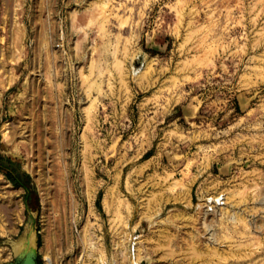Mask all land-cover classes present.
Listing matches in <instances>:
<instances>
[{"label":"rangeland","instance_id":"rangeland-1","mask_svg":"<svg viewBox=\"0 0 264 264\" xmlns=\"http://www.w3.org/2000/svg\"><path fill=\"white\" fill-rule=\"evenodd\" d=\"M0 165V264H264V0H0Z\"/></svg>","mask_w":264,"mask_h":264},{"label":"bare ground","instance_id":"bare-ground-1","mask_svg":"<svg viewBox=\"0 0 264 264\" xmlns=\"http://www.w3.org/2000/svg\"><path fill=\"white\" fill-rule=\"evenodd\" d=\"M23 131H24V128L22 127V126H20V128H19V130H18V135H19V138L20 139H23L24 138V133H23ZM2 138H3V141L5 142V143H7L8 144V146H10L11 147V149L9 150L10 151V153H13L14 151L15 152H17V151H21V148H20V145L22 146L23 145V141L21 142H18V143H15V141L14 142H12L11 140H8V135H7V133H5L4 132V134L2 135ZM14 152V153H15ZM17 153H19V152H17ZM16 154V153H15ZM17 155V154H16ZM21 156V155H20ZM20 221H21V219L19 218V217H17V222H18V224H20ZM4 235V232H3V230H2V227L0 226V235Z\"/></svg>","mask_w":264,"mask_h":264},{"label":"water","instance_id":"water-1","mask_svg":"<svg viewBox=\"0 0 264 264\" xmlns=\"http://www.w3.org/2000/svg\"><path fill=\"white\" fill-rule=\"evenodd\" d=\"M17 255L18 257L16 258L14 264H36L33 252L26 255L25 251H19Z\"/></svg>","mask_w":264,"mask_h":264},{"label":"trees","instance_id":"trees-1","mask_svg":"<svg viewBox=\"0 0 264 264\" xmlns=\"http://www.w3.org/2000/svg\"><path fill=\"white\" fill-rule=\"evenodd\" d=\"M7 162H10L9 160H7ZM4 170L5 171V176L8 178V180L13 183L15 186H19V187H23L24 185L21 184V181L19 180V177L18 175H16L14 173L13 170H11L10 168L8 167H2L0 165V170Z\"/></svg>","mask_w":264,"mask_h":264}]
</instances>
